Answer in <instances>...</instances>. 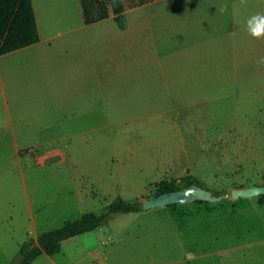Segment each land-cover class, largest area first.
Wrapping results in <instances>:
<instances>
[{"label":"rangeland","instance_id":"1","mask_svg":"<svg viewBox=\"0 0 264 264\" xmlns=\"http://www.w3.org/2000/svg\"><path fill=\"white\" fill-rule=\"evenodd\" d=\"M31 1L42 43L0 60V264L113 202L141 210L31 264H264V196L142 209L186 176L264 187V0H117L123 27L110 4Z\"/></svg>","mask_w":264,"mask_h":264},{"label":"trees","instance_id":"2","mask_svg":"<svg viewBox=\"0 0 264 264\" xmlns=\"http://www.w3.org/2000/svg\"><path fill=\"white\" fill-rule=\"evenodd\" d=\"M149 0H143L142 4ZM161 1V0H150ZM93 15L96 21L108 18L107 4L111 5L113 20L123 27V6H112L110 0H90ZM88 12L85 10V22L88 21ZM40 41L37 22L31 0H0V55H7ZM192 185L199 187V181L193 177H182L175 181H161L158 184L156 197L177 192ZM201 204L202 202H196ZM141 210L139 203L113 202L108 206L104 215L85 214L74 220H67L56 230L39 235L34 244H25L20 248L17 264H31L41 255L53 256L59 253L61 245L68 239L92 232L104 224L112 215L131 214Z\"/></svg>","mask_w":264,"mask_h":264},{"label":"water","instance_id":"3","mask_svg":"<svg viewBox=\"0 0 264 264\" xmlns=\"http://www.w3.org/2000/svg\"><path fill=\"white\" fill-rule=\"evenodd\" d=\"M112 6H117V0H110ZM256 196H264V187L247 188V189H233L229 194L223 196H215L206 189L197 185H192L189 188L172 192L169 194L160 195L154 199L147 200L142 203L143 210L163 209L173 205H183L196 202L202 203H217L223 199L231 198L249 199Z\"/></svg>","mask_w":264,"mask_h":264},{"label":"clouds","instance_id":"4","mask_svg":"<svg viewBox=\"0 0 264 264\" xmlns=\"http://www.w3.org/2000/svg\"><path fill=\"white\" fill-rule=\"evenodd\" d=\"M240 6H246L247 0H239ZM246 31L248 34L256 40L264 38V14H254L250 16L246 21ZM264 63V60L258 61ZM188 258H194V254L187 253Z\"/></svg>","mask_w":264,"mask_h":264},{"label":"crops","instance_id":"5","mask_svg":"<svg viewBox=\"0 0 264 264\" xmlns=\"http://www.w3.org/2000/svg\"><path fill=\"white\" fill-rule=\"evenodd\" d=\"M36 18V17H35ZM36 21H37V18H36ZM38 28V27H37ZM81 28H83V27H81ZM81 28H77V29H74L73 31H70V32H74L75 30H79V29H81ZM38 33H39V29H38ZM57 36H61V33H59V34H57ZM55 37H51V38H49V39H54ZM40 43H42V40H40L39 41V44H37V45H33V46H30V47H38L39 45H40ZM26 49V48H25ZM25 49H22V50H19V51H23V50H25ZM19 51H16V52H19ZM16 52H13V53H16ZM13 53H10V54H7V55H0V60L4 57V56H8V55H11V54H13Z\"/></svg>","mask_w":264,"mask_h":264}]
</instances>
